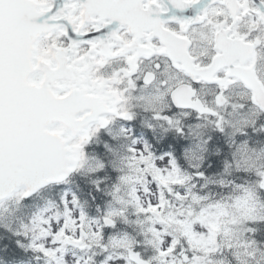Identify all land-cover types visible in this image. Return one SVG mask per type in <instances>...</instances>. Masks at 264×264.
<instances>
[{"label":"snow or ice","instance_id":"obj_1","mask_svg":"<svg viewBox=\"0 0 264 264\" xmlns=\"http://www.w3.org/2000/svg\"><path fill=\"white\" fill-rule=\"evenodd\" d=\"M0 264H264V0H0Z\"/></svg>","mask_w":264,"mask_h":264}]
</instances>
